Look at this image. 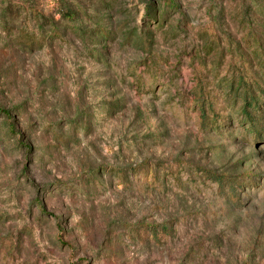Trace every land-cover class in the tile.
<instances>
[{"label": "rangeland", "instance_id": "374dc122", "mask_svg": "<svg viewBox=\"0 0 264 264\" xmlns=\"http://www.w3.org/2000/svg\"><path fill=\"white\" fill-rule=\"evenodd\" d=\"M163 1L0 0V264H264V0Z\"/></svg>", "mask_w": 264, "mask_h": 264}, {"label": "trees", "instance_id": "16d2710c", "mask_svg": "<svg viewBox=\"0 0 264 264\" xmlns=\"http://www.w3.org/2000/svg\"><path fill=\"white\" fill-rule=\"evenodd\" d=\"M163 4L166 8H172L174 6L172 0H164ZM202 108H204V107L202 106ZM244 111H245V113L243 115H245L246 117L250 115L249 113L251 111H255L256 113L259 112L258 107L256 108V102H253V101H250L249 104H247V107L245 108ZM213 181L216 182L217 184H219V186H223V185L226 186L228 184L226 180L219 178V177L214 178ZM235 190L236 189H233V191H235ZM230 198L231 199L237 198V192L235 191L234 193H232V196ZM153 237L157 238V235L154 234ZM60 240H62V239H60Z\"/></svg>", "mask_w": 264, "mask_h": 264}]
</instances>
